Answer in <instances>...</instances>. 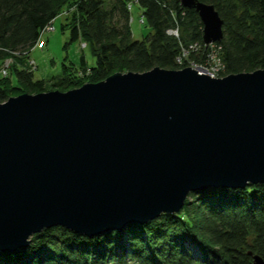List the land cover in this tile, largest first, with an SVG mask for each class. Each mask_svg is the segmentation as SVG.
<instances>
[{
    "label": "water",
    "instance_id": "95a60500",
    "mask_svg": "<svg viewBox=\"0 0 264 264\" xmlns=\"http://www.w3.org/2000/svg\"><path fill=\"white\" fill-rule=\"evenodd\" d=\"M193 8L205 44L223 20ZM264 183V69L115 72L0 103V251L43 228L85 236L179 211L189 192ZM252 264H264L257 254Z\"/></svg>",
    "mask_w": 264,
    "mask_h": 264
},
{
    "label": "trees",
    "instance_id": "16d2710c",
    "mask_svg": "<svg viewBox=\"0 0 264 264\" xmlns=\"http://www.w3.org/2000/svg\"><path fill=\"white\" fill-rule=\"evenodd\" d=\"M130 1L0 0V64L13 60L9 75L0 74V103L13 89L39 93L49 85L65 90L82 79L95 83L115 72L178 69L176 56L183 50L196 63L206 61L210 49L203 46V24L195 9L176 0H137L151 32L134 39ZM208 2L223 20L216 47L225 74L264 69V0ZM62 13L68 21L67 42L85 41L94 64L88 66L81 56L79 65H62L60 73L36 79L24 52L43 40L46 27ZM175 26L178 38L167 32ZM191 43L201 45L198 52L189 50ZM254 254L264 260V183L190 192L175 213L90 237L63 226L43 228L27 246L0 251V264H252Z\"/></svg>",
    "mask_w": 264,
    "mask_h": 264
},
{
    "label": "rangeland",
    "instance_id": "374dc122",
    "mask_svg": "<svg viewBox=\"0 0 264 264\" xmlns=\"http://www.w3.org/2000/svg\"><path fill=\"white\" fill-rule=\"evenodd\" d=\"M136 1L137 0H131L127 4V7L130 8V28L134 39H142L151 32V29L147 25V23L141 22L142 9L139 7ZM206 1H207L206 3H209L208 2L209 0ZM65 14L66 13H62L56 16V18L53 20V24H52L53 27L51 28V30L46 31L42 34L44 45L37 44L31 49L30 52L27 53L24 52L25 63L29 68V70L33 72V75L36 79L39 78L45 79V78H49L52 75L60 73L62 65H66V66H69L71 64L79 65L81 56L84 57L88 66L94 64L95 56L92 53L91 47L87 45L85 41L82 42L76 41L72 43L67 42L69 37V30L67 27V22H68L67 16ZM174 31H176L177 33L174 34L173 33ZM167 32L175 36L176 38H178L179 36L177 26L170 28ZM217 42L218 41H214L209 44H205L203 42V46L205 48L210 49L211 51L212 50L211 47H214ZM200 48L201 45L199 44L198 50H192V49L189 50L196 53V51L198 52ZM208 53L209 51L207 52V54ZM218 53H217L218 54L217 59L213 63L218 65L220 64L224 65L220 56V51ZM14 54L18 55L20 53L14 52ZM176 57H177L176 64L178 65V69L183 68L185 66H190L192 68H197V69L201 68V66L203 68H206L208 65L206 62L208 60L207 55H206V61L203 62V64L202 63L199 64L194 62L192 59H190L189 51L187 52V50H183L181 54ZM12 61L13 60L11 58H5L1 62L0 74L2 76L6 77L7 75H9V69L11 67V64H13ZM184 62H187V64L184 65ZM214 66L213 69L210 66L206 68L207 72L211 74H216L213 75V77H222L224 75H227L225 74V69H219L217 65L215 67ZM79 74L81 76V73ZM9 79L11 80L12 84L16 83V78L14 74L9 76ZM84 83H89V81L82 79L81 83L75 87L68 88L65 90L64 89L63 90L55 89V90L67 91L69 89L78 88ZM46 89H48L47 91L53 90L52 88L49 87V85L46 87ZM22 93H28V92H23V90L21 89H15V90L13 89L9 92V95L10 97H13L20 95ZM29 238L30 236L28 237V244H29ZM129 264H133V263L130 262Z\"/></svg>",
    "mask_w": 264,
    "mask_h": 264
},
{
    "label": "built area",
    "instance_id": "2783aa9c",
    "mask_svg": "<svg viewBox=\"0 0 264 264\" xmlns=\"http://www.w3.org/2000/svg\"><path fill=\"white\" fill-rule=\"evenodd\" d=\"M141 22H142V19H141ZM53 26H48V27H46V29H45V31H49V30H51V28H52ZM174 34L175 33H177L176 31H174L173 32ZM37 44H40V45H44V41L43 40H41V39H39L37 42H36V45ZM198 47H199V44H197V43H191L190 45H189V48L190 49H192V50H198ZM212 48V50L207 54V67H211L212 69H213V66L215 65H217L218 66V68L219 69H224V65H218V64H214L213 62H215L216 61V59H217V56H218V52H217V49H219V48H217L216 47V45L214 46V47H211ZM186 52V51H185ZM214 66V67H215ZM206 67V68H207ZM206 68H203L202 66H201V68H198L200 71L202 70V71H204V72H207L206 71ZM216 69V68H215ZM218 70V69H217ZM218 74H220V73H218ZM213 75H216V74H213Z\"/></svg>",
    "mask_w": 264,
    "mask_h": 264
},
{
    "label": "bare ground",
    "instance_id": "6f19581e",
    "mask_svg": "<svg viewBox=\"0 0 264 264\" xmlns=\"http://www.w3.org/2000/svg\"><path fill=\"white\" fill-rule=\"evenodd\" d=\"M194 192H199V191H194ZM190 193V192H189Z\"/></svg>",
    "mask_w": 264,
    "mask_h": 264
}]
</instances>
